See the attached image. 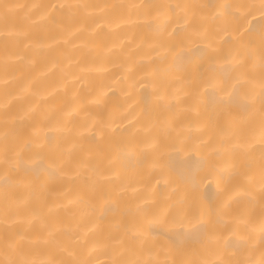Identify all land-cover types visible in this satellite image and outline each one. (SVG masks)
Returning <instances> with one entry per match:
<instances>
[{
	"label": "bare ground",
	"instance_id": "1",
	"mask_svg": "<svg viewBox=\"0 0 264 264\" xmlns=\"http://www.w3.org/2000/svg\"><path fill=\"white\" fill-rule=\"evenodd\" d=\"M65 2L77 0H0V4L20 6L13 9L9 25L14 30L27 33V38L22 37L18 45L10 41L6 47L4 41L0 40V102L5 92H8L11 94L9 98L13 113L23 114L29 108L34 109L30 121L17 124L18 135L27 137L36 129L42 142L48 136L49 143L53 145L57 142L70 145L78 133L84 132L88 137L84 141L85 145L95 149L105 142L98 135L92 134L91 122L102 121L108 125L115 152L120 147V141L132 134L138 140H144L155 133L156 129L151 128L153 123L177 113L174 127L183 130L185 137H189L188 143L196 144L202 137H211V141L208 147L192 151L180 147L174 132L168 142L177 146L169 149L163 161L164 177L168 182L165 183V179L158 173L149 175L146 166H130L126 173L115 180L117 185L127 186L123 201L116 211L104 213L101 202L94 217L84 215L82 206L69 203L75 200L80 181L67 178L60 181L41 176L38 183L48 184L50 191H37L22 210L21 222L14 226V230L27 229V221L32 216L44 214L50 225L80 231L81 243L86 245L85 258H90L91 264H109L113 243L110 237L118 235L115 225L122 218H127L124 215L126 206L135 208L145 198H154L157 205L162 204L165 198L169 202L184 198L187 204L211 214L214 219L217 214H222L224 224L217 226V237L211 245H193L178 232L160 236V228L157 226L153 236L172 251L173 255L168 258H200L217 262L243 258L241 240L247 233L242 224L237 227L233 221L250 217L259 225V206L253 211L248 199V191H252L258 198L259 185L250 186L244 175H230L228 172L221 174L222 169L233 163L241 167V162L229 153L228 145L220 142L227 126L225 120L217 119L216 113L220 106L213 103L210 92L204 94V88L200 89L198 100H194L192 88L178 79L186 74L185 71H172L165 75L164 69L172 63V57L169 55L167 59H162L151 51L159 38L142 12L128 7L149 2L175 4L178 0H79L95 7L89 10L91 15L86 18L77 16L64 30L30 24L25 19L31 11L29 6L34 3ZM179 2L223 4L245 0ZM258 18L259 14H256L249 21L254 24ZM221 24V20L209 18L204 24L206 37L188 45L191 51L190 62L185 65L187 71L195 73L197 65H207L208 57L212 54L209 44L225 51L232 47V38L238 34L219 32L218 25ZM174 26L169 27V32ZM248 27L249 23L245 22L241 31ZM77 28L81 30L76 31ZM2 29L3 23L0 22ZM69 31L73 35L69 36ZM164 38L169 39L167 36ZM24 44L30 46L25 48ZM17 54L23 59H17ZM6 56L9 58L7 70L4 67ZM158 75H165V87L155 86ZM5 80L8 81L7 85L4 84ZM177 97L180 100L178 106ZM97 98L100 99L99 104L95 103ZM169 101L172 108L168 107ZM196 104L198 108L194 107ZM256 108H259L258 100ZM232 111L236 113L238 110L234 108ZM86 119L89 125L87 131L84 127ZM65 120L67 123L63 131L53 130L57 121ZM244 128L249 132L257 130L258 118L246 121ZM255 155L259 156L258 148ZM241 171H244L242 167ZM252 172L258 179V164H254ZM102 214L104 218L98 219ZM31 232L33 239L39 236L34 249L37 259L48 257L52 246L45 243L47 229H42L41 223L35 221ZM193 248L198 253L195 257L191 256ZM143 255L146 257L148 253L145 251ZM158 258L163 260L164 256ZM255 258H259V245Z\"/></svg>",
	"mask_w": 264,
	"mask_h": 264
},
{
	"label": "snow or ice",
	"instance_id": "2",
	"mask_svg": "<svg viewBox=\"0 0 264 264\" xmlns=\"http://www.w3.org/2000/svg\"><path fill=\"white\" fill-rule=\"evenodd\" d=\"M15 7L20 6L0 4V22L3 23L0 40L4 41L6 47L10 41L18 45L22 37L27 38V33L14 30L9 25ZM29 7L31 11L25 19L30 24L64 30L77 16L86 18L91 15L89 10L95 6L77 0L59 4L34 3ZM128 7L141 11L159 38L151 51L162 59H167L169 55L172 57V63L164 69L165 75L172 71H185L186 74L178 79L192 88L194 100H198L200 89L204 88V94L210 92L213 103L220 106L216 113L217 119L227 122L220 142L228 145L229 153L240 160L244 170L242 172L241 167L233 163L222 169L221 174L228 172L230 175H244L250 186L259 185L258 198L252 191H248V199L253 211L259 206L260 222L257 226L250 217L233 221L237 227L242 224L247 233L241 240L243 258L218 262L200 258L170 260L168 257L173 255L172 251L153 236L157 226L160 228V236L178 232L193 245H211L217 237V226L224 224L223 215L217 214L214 219L211 214L187 204L184 198L172 202L165 198L159 205L154 198H145L135 208L126 206L124 215L127 218H122L115 225L118 235L110 237L113 243L109 264H264V0L223 4H198L178 0L175 4L149 2ZM256 14H259V18L253 24L249 18ZM209 18L222 21L218 25L219 32L227 35L231 31L238 35L232 38V47L227 51L209 44L212 54L208 57L207 65H197L195 73L189 72L185 68L190 62L191 49L188 45L206 37L204 24ZM245 22L249 23V27L242 32ZM172 25L175 26L169 32ZM68 35H73V32L69 31ZM166 36L169 39H165ZM172 37L175 39H171ZM29 46L30 44H24L25 48ZM16 58L23 59L19 54ZM8 63L9 58L6 56L5 70ZM165 75L156 77L157 88L165 87ZM7 83L5 80L4 84ZM10 95L5 92L4 99L0 102V264H91V259L85 258L86 245L81 243L80 231L50 225L44 214L32 216L27 221V229L14 230V226L21 222L22 210L37 191H50L48 184L38 183L41 176L60 181L65 178L80 181L76 198L69 203L82 206L84 215L94 217L101 202L104 213L116 211L123 201L127 186L117 185L115 180L126 173L130 166H146L149 175L158 173L165 179V183L168 182L164 177L163 161L169 149L177 146L168 142L174 132L180 147L192 151L208 147L211 141V137H202L196 144L188 143L189 137H185L183 130L174 127L178 114L172 113L167 119L151 125V128L156 129L154 134L144 140H138L132 134L120 141V147L115 152L108 125L96 120L91 122V131L105 142L103 146L98 145L95 149L86 146L84 141L88 137L84 132L78 133L70 145L62 142L53 145L49 143L48 136L42 142L36 129L27 137L16 133L17 124L30 121L34 109L29 108L23 114L13 113ZM176 100L178 106L179 97ZM95 103L99 104L100 99L97 98ZM168 107H173L171 101ZM194 107L198 108V104ZM234 108L238 110L236 113L232 111ZM68 115L71 116L72 113ZM85 116L89 117V114L85 113ZM257 118V130L249 132L244 128L246 121ZM66 123V120L57 121L53 130L63 131ZM84 127L87 131V119ZM257 148L258 157L255 155ZM254 164H258V179L252 172ZM103 218L102 214L98 219ZM35 221L41 223L42 229H47L45 243L52 246L49 256L43 259H37L34 251L39 241V236L35 239L32 237L31 228ZM257 245L258 259L255 258ZM145 251L148 253L146 257L143 255ZM90 254L91 250L89 256ZM161 255L164 256L163 260L158 258ZM197 255V249L193 248L191 256Z\"/></svg>",
	"mask_w": 264,
	"mask_h": 264
}]
</instances>
